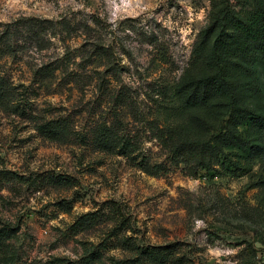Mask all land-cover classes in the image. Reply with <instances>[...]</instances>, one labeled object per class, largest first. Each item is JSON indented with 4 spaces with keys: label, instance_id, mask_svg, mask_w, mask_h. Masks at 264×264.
Listing matches in <instances>:
<instances>
[{
    "label": "rangeland",
    "instance_id": "obj_1",
    "mask_svg": "<svg viewBox=\"0 0 264 264\" xmlns=\"http://www.w3.org/2000/svg\"><path fill=\"white\" fill-rule=\"evenodd\" d=\"M209 12L210 0H0V264H264L261 188L218 165L192 176L154 135ZM57 118L58 139L38 130ZM102 128L134 148H101ZM154 246L168 247L162 262L141 252Z\"/></svg>",
    "mask_w": 264,
    "mask_h": 264
},
{
    "label": "trees",
    "instance_id": "obj_2",
    "mask_svg": "<svg viewBox=\"0 0 264 264\" xmlns=\"http://www.w3.org/2000/svg\"><path fill=\"white\" fill-rule=\"evenodd\" d=\"M3 95L0 85L2 101ZM162 108L173 121L154 135L169 159L192 176L217 165L247 176L249 188L262 190L256 209L264 215V0H237L235 5L231 0H210L208 23ZM61 122L50 119L37 128L58 139L64 129ZM95 137L105 150L134 148L129 135L108 128ZM149 166L146 162L143 168L154 173L157 166ZM109 204L116 214L114 227L130 229L131 218L121 213L116 202ZM93 216L86 217L92 221ZM130 246L138 250L134 243ZM167 250L154 246L141 252L162 262Z\"/></svg>",
    "mask_w": 264,
    "mask_h": 264
}]
</instances>
